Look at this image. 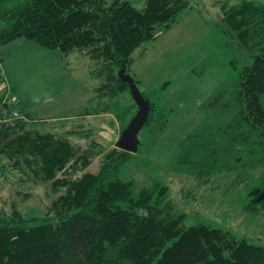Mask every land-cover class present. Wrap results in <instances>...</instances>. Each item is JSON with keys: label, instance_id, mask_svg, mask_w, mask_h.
<instances>
[{"label": "trees", "instance_id": "obj_1", "mask_svg": "<svg viewBox=\"0 0 264 264\" xmlns=\"http://www.w3.org/2000/svg\"><path fill=\"white\" fill-rule=\"evenodd\" d=\"M145 1V7L138 8L129 0H0V48L24 38L64 56L83 52L96 63H105L108 74L116 71L114 94L131 93L120 70L126 66L131 74L136 50L171 30L189 7V0ZM221 20L224 31L252 55L229 96L215 95L210 106L233 111L237 128H248L243 138L248 142L258 135L263 139L259 144H264V4L224 2ZM4 79L0 74V86ZM143 95L151 103L145 127H152L160 122L159 107L150 94ZM3 99L4 95L0 107L12 112ZM17 116H11L10 123L0 121L2 170L7 158L64 192L50 206L53 213L44 217H26L16 205L10 213L0 206V264H264L262 244L205 222L185 227L187 215L174 213L177 206L168 200L163 182L137 190L125 172L135 153L116 146L101 157L97 173L85 171L74 177L70 174L79 165H90L96 143L88 146L89 153L75 146L71 133L57 136L30 130L36 120L28 114ZM214 133L186 136L179 155V163L198 168L208 180L222 173ZM210 152L207 161L203 154ZM256 181L250 193L264 209V170ZM141 209L147 217L138 214Z\"/></svg>", "mask_w": 264, "mask_h": 264}, {"label": "rangeland", "instance_id": "obj_2", "mask_svg": "<svg viewBox=\"0 0 264 264\" xmlns=\"http://www.w3.org/2000/svg\"><path fill=\"white\" fill-rule=\"evenodd\" d=\"M129 1L138 8L146 4L145 0ZM225 1L189 0V7L179 14L171 30L136 50L131 75L158 105L160 122L141 131L139 151L125 172L135 180L137 190L163 182L168 200L177 206L174 213L187 215L185 227L205 222L264 245V209L249 189L258 184L264 170V144H259L263 139L253 135L247 142L243 133L248 128H237L233 111L210 106L215 95L229 96L252 55L224 31L220 18ZM255 1L264 4V0ZM0 71L6 79L0 97L4 95L12 111L0 107L1 122L28 114L36 120L30 123V130L57 136L71 133L75 146L89 153L88 146L96 143L90 165H79L70 174L74 177L99 171L101 157L116 148L139 110L130 91L114 94L116 71L108 74L105 63H96L83 52L64 56L23 38L0 48ZM44 92L55 96V102H32L33 96ZM88 110L94 114L86 115ZM100 111L103 113L97 114ZM212 130L216 132L212 137L218 136L215 147L222 173L208 180L198 168L179 163V155L186 136ZM203 155L208 161L212 153ZM2 163L0 206L10 213L16 205L26 217L52 214L50 206L64 189L55 190L51 182L36 178L25 165L16 168L7 158Z\"/></svg>", "mask_w": 264, "mask_h": 264}, {"label": "water", "instance_id": "obj_3", "mask_svg": "<svg viewBox=\"0 0 264 264\" xmlns=\"http://www.w3.org/2000/svg\"><path fill=\"white\" fill-rule=\"evenodd\" d=\"M127 67L123 66L119 75L121 79L130 85L132 96L138 106V112L131 119L126 129L123 130L120 139L117 142V148L131 153H136L139 150L140 139L139 135L146 126L151 110L150 100L147 99L136 82V79L126 72Z\"/></svg>", "mask_w": 264, "mask_h": 264}, {"label": "clouds", "instance_id": "obj_4", "mask_svg": "<svg viewBox=\"0 0 264 264\" xmlns=\"http://www.w3.org/2000/svg\"><path fill=\"white\" fill-rule=\"evenodd\" d=\"M55 96H53L52 94L48 93V92H44L40 95H35L32 97V102L35 104H51L55 102ZM138 214H142L143 216L147 217L148 216V212L144 209L140 210V213Z\"/></svg>", "mask_w": 264, "mask_h": 264}, {"label": "crops", "instance_id": "obj_5", "mask_svg": "<svg viewBox=\"0 0 264 264\" xmlns=\"http://www.w3.org/2000/svg\"><path fill=\"white\" fill-rule=\"evenodd\" d=\"M227 1H229V0H226L225 2H227ZM255 1V0H254Z\"/></svg>", "mask_w": 264, "mask_h": 264}, {"label": "built area", "instance_id": "obj_6", "mask_svg": "<svg viewBox=\"0 0 264 264\" xmlns=\"http://www.w3.org/2000/svg\"><path fill=\"white\" fill-rule=\"evenodd\" d=\"M15 114V113H14ZM18 115V114H17Z\"/></svg>", "mask_w": 264, "mask_h": 264}]
</instances>
